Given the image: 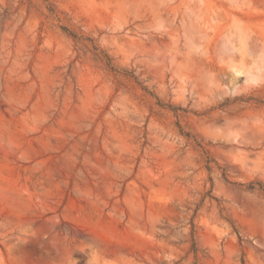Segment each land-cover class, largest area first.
<instances>
[{
  "label": "rangeland",
  "instance_id": "rangeland-1",
  "mask_svg": "<svg viewBox=\"0 0 264 264\" xmlns=\"http://www.w3.org/2000/svg\"><path fill=\"white\" fill-rule=\"evenodd\" d=\"M260 185L264 0H0V264H264Z\"/></svg>",
  "mask_w": 264,
  "mask_h": 264
},
{
  "label": "trees",
  "instance_id": "trees-1",
  "mask_svg": "<svg viewBox=\"0 0 264 264\" xmlns=\"http://www.w3.org/2000/svg\"><path fill=\"white\" fill-rule=\"evenodd\" d=\"M250 187L252 188L253 186H250ZM259 187H260V189L264 190V186L260 185Z\"/></svg>",
  "mask_w": 264,
  "mask_h": 264
}]
</instances>
